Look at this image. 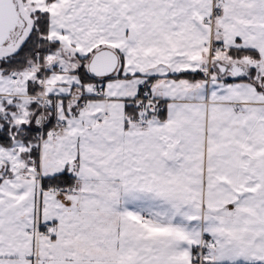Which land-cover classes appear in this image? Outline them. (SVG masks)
I'll list each match as a JSON object with an SVG mask.
<instances>
[{
    "label": "snow or ice",
    "instance_id": "obj_1",
    "mask_svg": "<svg viewBox=\"0 0 264 264\" xmlns=\"http://www.w3.org/2000/svg\"><path fill=\"white\" fill-rule=\"evenodd\" d=\"M0 264H264V0H0Z\"/></svg>",
    "mask_w": 264,
    "mask_h": 264
}]
</instances>
